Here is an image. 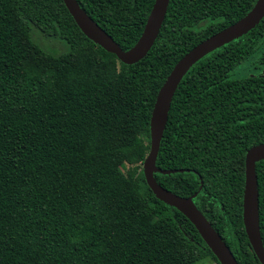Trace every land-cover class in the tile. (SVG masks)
<instances>
[{
	"label": "trees",
	"instance_id": "trees-1",
	"mask_svg": "<svg viewBox=\"0 0 264 264\" xmlns=\"http://www.w3.org/2000/svg\"><path fill=\"white\" fill-rule=\"evenodd\" d=\"M123 50L154 0H77ZM256 0H169L149 52L132 64L88 38L63 0H0V264H198L218 260L194 224L159 200L142 164L157 93L191 48ZM32 26L62 41L56 52ZM264 17L201 57L179 82L156 181L198 209L239 264H261L242 217L244 158L264 142ZM264 246V159L255 163Z\"/></svg>",
	"mask_w": 264,
	"mask_h": 264
},
{
	"label": "water",
	"instance_id": "water-1",
	"mask_svg": "<svg viewBox=\"0 0 264 264\" xmlns=\"http://www.w3.org/2000/svg\"><path fill=\"white\" fill-rule=\"evenodd\" d=\"M66 8L80 30L107 52L113 53L125 64L142 59L153 46L162 26L169 0H154L144 29L136 43L123 50L113 38L102 29L79 5L77 0H63ZM264 17V0H256L253 7L240 19L213 33L187 51L173 66L160 87L150 117V148L142 168L147 185L161 201L178 209L196 227L200 236L216 256L219 264H239L229 246L214 229L210 221L198 209L192 197H183L161 186L155 179V172L162 171L156 165L160 141L166 126L168 111L174 92L188 69L210 51L246 34ZM161 116H158V111ZM264 159V142L251 146L244 158V191L242 217L249 243L259 262L264 264V246L259 226L258 182L255 163Z\"/></svg>",
	"mask_w": 264,
	"mask_h": 264
},
{
	"label": "rangeland",
	"instance_id": "rangeland-1",
	"mask_svg": "<svg viewBox=\"0 0 264 264\" xmlns=\"http://www.w3.org/2000/svg\"><path fill=\"white\" fill-rule=\"evenodd\" d=\"M32 33L34 34V39L38 41L43 47L53 50L56 52H61L66 49V45L62 41L50 40L42 36L41 33L37 31L35 26H32ZM258 55L254 54L251 57L244 60L241 64L237 65L232 71V76L238 77L243 75H264V64L259 63ZM198 264H219L213 260L202 261Z\"/></svg>",
	"mask_w": 264,
	"mask_h": 264
},
{
	"label": "bare ground",
	"instance_id": "bare-ground-1",
	"mask_svg": "<svg viewBox=\"0 0 264 264\" xmlns=\"http://www.w3.org/2000/svg\"><path fill=\"white\" fill-rule=\"evenodd\" d=\"M158 116H161V111L159 110L158 113H157Z\"/></svg>",
	"mask_w": 264,
	"mask_h": 264
}]
</instances>
